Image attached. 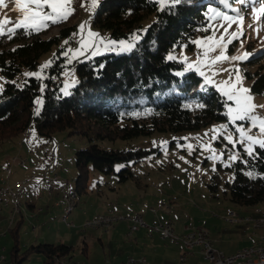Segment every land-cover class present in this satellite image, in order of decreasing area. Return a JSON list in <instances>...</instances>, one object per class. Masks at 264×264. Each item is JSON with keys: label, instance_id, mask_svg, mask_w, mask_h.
Masks as SVG:
<instances>
[{"label": "rangeland", "instance_id": "rangeland-1", "mask_svg": "<svg viewBox=\"0 0 264 264\" xmlns=\"http://www.w3.org/2000/svg\"><path fill=\"white\" fill-rule=\"evenodd\" d=\"M215 2L220 3V0ZM234 2L235 0H228V7L222 3L212 7L229 16L236 15L231 9L243 8L242 14L245 17L243 35L239 40L226 43L227 40L232 39L230 35L232 31L239 32L236 24H233L229 34L225 35V52L229 56H241L242 53L247 52L250 54L249 58L237 61L224 60L214 66L206 67L205 63L220 52L219 50L209 52L207 57L203 56V53L210 45L217 42V38L223 32V28L218 26L223 24L227 27V22L221 19L209 20L208 17L206 24L193 35L191 48L182 44L166 55L167 57L171 53L175 56L174 60L180 62L185 71H189L187 65L192 63L191 71L200 76L199 72L194 70L198 64L200 70L211 81L207 85L211 86L224 102L226 97L217 89L223 86V81L229 79L234 68H239L241 76L244 77L243 86L250 89L255 72L264 71V17L260 21L254 20V14L248 8ZM83 3L85 7H81V0H73L71 7L75 9V14L68 21V24L72 25L69 35L59 38L51 50L39 58L34 69L22 68L14 79L16 84L21 85L28 77L36 78V76H27V73H37L40 76L41 90L44 80L50 76L57 83L61 81L62 84L58 87L61 94L64 90L70 93L77 81L75 63L94 57L88 47H85L83 54L73 55L81 43L79 25L81 23L86 25L82 34L86 45L92 42L88 37L89 29L99 34L100 39L114 40L107 30H100L92 25L94 11L91 0H83ZM5 4L7 7H0V22L4 21L5 17L13 21L22 18L20 13L12 10L14 0H5ZM152 20V16H146L127 38L116 41L124 40L135 44L137 41L133 40V36L141 37L145 32L142 30H146ZM8 27L12 25H5V28ZM205 29L209 30L205 31ZM212 29L216 31L215 38L203 40V37L212 36ZM58 33L59 27L52 28L44 38L57 36ZM65 40L68 41L67 44ZM197 40L201 41L199 47L193 43ZM96 44L102 54L116 53L106 51L99 39L96 40ZM65 52L67 55L64 54ZM55 60H59L65 70L59 78L55 73H49V67ZM45 65L48 66L44 67ZM244 71L251 72L252 76H247ZM200 77L205 83V77ZM233 79H235L234 74ZM4 83V77L0 73V87L3 88ZM254 102L257 105H264V90L255 93ZM224 107L226 114V103ZM33 110L37 112L36 104ZM256 114L264 117V109L258 108ZM240 123L242 122H237ZM222 124L228 125V131L236 140L238 134L235 133L234 126L229 123L227 117L226 121L215 122L197 130L175 133L153 132L151 135L126 141L98 142L103 149L153 150L149 157L129 165L131 176L125 182H120L119 176L114 172L104 174L92 171L87 192L80 195L79 201L69 214L66 212L63 192L68 194L75 186L77 176L75 150L85 147L87 142L83 138L66 136L65 131H58L51 140H46L38 137L34 128L29 127L26 132L0 148V264H14L11 255L14 238L9 229L19 221L18 254L30 245L64 244L74 247L73 259L83 264H119L128 257L147 259L148 255L146 264H175L178 260L176 253L182 251V246L178 243H170L169 240H162L159 233L151 228L140 229L146 230L144 236L140 232H131L132 219L136 215H142L145 225L149 227L170 224L177 235H180L181 229L185 227L205 230L214 241L213 247L225 255L253 245L254 240L248 236L255 233L262 238L264 235L261 234H264V230L254 229L251 223L229 224L227 218L231 217V213L238 217L262 218L264 203L245 206L231 202L230 188L234 184V171L248 157L244 152L247 142L244 145L236 143L233 148L223 138L227 133L219 134L212 131ZM251 134L264 139L258 129H253ZM214 135L217 136L215 140L212 139ZM204 145H209L210 149L215 150L217 160L213 161L210 158L213 155L212 151L203 150ZM233 154L238 156L236 161L229 159ZM13 158L23 161L24 164L20 165L17 161H12ZM122 167L121 163L115 164V171ZM6 169L9 170L8 175ZM15 205L18 206L16 212H14ZM151 208L155 209V213L150 211ZM109 211L122 219L108 228L84 227L86 221ZM68 223H73L74 226L71 227ZM134 237L137 242L134 241ZM84 248H87V253H84ZM193 252L195 257L191 256L190 261L189 257L188 262L204 263L200 248L195 247ZM43 260L44 256L41 253L32 252L22 264H43Z\"/></svg>", "mask_w": 264, "mask_h": 264}, {"label": "trees", "instance_id": "trees-1", "mask_svg": "<svg viewBox=\"0 0 264 264\" xmlns=\"http://www.w3.org/2000/svg\"><path fill=\"white\" fill-rule=\"evenodd\" d=\"M209 5L220 3L192 0L173 14L167 9L160 11L152 0H101V6L93 12L92 25L107 30L114 40L127 38L146 16L153 20L132 52L105 53L76 62L77 81L68 96L58 89L61 81L57 83L50 76L44 80L43 91L37 78L28 77L21 85L14 79L22 68L34 69L59 38L69 35V19L38 34L27 35L20 29L11 39L0 36V73L5 80L0 93V148L29 127L46 140L58 131L85 139L86 146L75 150L77 176L71 191L80 198L89 188L92 171L114 172L120 182H125L131 176L129 165L149 157L153 150L103 149L98 142L126 141L153 132L191 131L226 121L223 98L195 72L185 71L180 62L166 57L182 44L191 48L193 35L207 22ZM55 27H59L58 35L44 38ZM63 71L59 60L49 67V73L58 78ZM178 72L184 75L178 76ZM244 73L252 76L249 71ZM251 89L254 93L264 90V71L255 72ZM38 97L43 101L39 115L33 110ZM200 104L206 107L200 108ZM255 150L261 158L247 157L234 171L230 188L234 204L264 203V179L258 178L264 174V150ZM117 163L123 167L115 171ZM249 171L253 178L247 175ZM19 224L20 221L9 229L14 238V264H22L32 252L44 256L43 264H51L55 258L73 260L74 247L64 244L30 245L18 254Z\"/></svg>", "mask_w": 264, "mask_h": 264}, {"label": "snow or ice", "instance_id": "snow-or-ice-1", "mask_svg": "<svg viewBox=\"0 0 264 264\" xmlns=\"http://www.w3.org/2000/svg\"><path fill=\"white\" fill-rule=\"evenodd\" d=\"M235 2L239 3L240 5L248 8L254 15L253 19L260 21L262 17H264V0H235ZM73 0H14V8L13 11H16L21 14L22 18L16 21L8 19L5 17L4 21L0 22V36H7L11 39L13 36L19 34L18 30L23 29L24 34L31 35L33 33H39L41 31L46 30L50 25H56L59 23L67 22L68 19L75 14V9L71 7ZM152 3H155L159 6L160 11H164L167 9L168 12L175 13V10L182 5H190L192 0H152ZM220 3L224 4L225 7H228V0H220ZM101 6V0H91V7L92 10L95 11ZM0 7H7L5 4V0H0ZM81 7H85L83 0H81ZM236 13L235 16H229L228 14L219 11L218 9L212 7L211 5L208 6L207 12L205 15L208 17L209 20L213 19H221L227 22V27H224L223 24L219 25V28H223V32L217 38V42L213 45H210L209 48L203 53V56L207 57L209 52H215L219 50L220 54L214 57L213 59L209 60L205 63L206 67L214 66L218 62H222L224 60L228 61H237L249 58L250 54L245 52L242 53L241 56H229L225 52L226 44H225V35L229 34V29L232 28L233 24H236L237 31H232L230 33L232 39L227 40L226 43L230 44L233 40H239L240 36L243 35V21L244 15L242 14L243 8L241 9H231ZM211 13L212 15H209ZM5 25H12V27L5 28ZM86 25L81 23L79 25V32L81 33V43L75 53L74 56L83 54V50L85 47H88L90 50V54L92 56L101 55V50L96 44V40L99 39L101 45H103L106 51H115L117 54H125L132 52L136 45L131 42H126L124 40L116 41V40H103L99 38V34L94 33L91 29L88 30V37L92 41L90 44L84 42L83 39V32ZM150 27V26H149ZM252 27V25H249ZM209 29H205L208 31ZM256 30V29H254ZM147 31V30H142ZM212 36L210 37H203L202 39L205 41L212 40L215 38L216 31L212 29ZM139 35H134L133 40L139 41ZM68 41L65 40V44ZM193 43L197 44L199 47L201 44L200 40L193 41ZM242 46V42H241ZM67 55V52L64 53ZM176 59L171 53L168 54L167 60L171 61ZM187 60V57H185ZM45 65L44 67H47ZM104 67L103 64L99 65V68L102 70ZM187 69L189 71L193 70V64L188 63ZM195 71L199 72V75L205 77V83L209 84L211 81L205 75L203 71L200 70L199 65L194 69ZM223 71H228V69H223ZM233 74L235 75V79H233ZM27 76H36L37 79L40 76L37 73H27ZM178 76H183V72H178ZM243 79L244 77L241 76L239 68H234L232 73L229 75V79L223 81V86L218 87V91L226 97V106H227V117L229 119V123L234 126L235 133L238 134V138L234 140L233 134L228 131V125L222 124L219 126L218 129L214 128L212 131L214 133H227L224 135V140L227 141L228 144L232 145L235 148L236 143H240L244 145L247 142L246 146L244 147V152L247 154L248 157H252L255 159H260V153L255 150L258 147L261 150H264V139L258 138L251 134L253 129H258L259 133L264 136V117H261L256 114V110L264 109V105H257L254 102L255 93L252 89L246 88L243 86ZM65 89H67V85H65ZM43 91V89H42ZM0 92H3V88L0 87ZM70 93L67 90L63 91V96H68ZM231 102V104H228ZM37 105V115H39L40 108L43 105V101L41 99H37L35 101ZM234 105V106H233ZM200 108L206 107L205 104H200ZM3 117H0L2 119ZM242 122L237 124V122ZM207 135V133H205ZM213 140L217 139V136L212 137ZM183 147V145H181ZM189 150L191 151V146H189ZM203 150H210L213 152V155L210 157L213 161L218 159L215 150L210 149L209 145H204ZM221 156L223 153L220 154ZM183 159V157L181 158ZM231 161H236L238 156L233 154L229 157ZM230 166V165H226ZM119 169H117L118 171ZM215 170V169H213ZM249 178H253V172L249 171L247 173ZM260 179H264V174H260L258 177Z\"/></svg>", "mask_w": 264, "mask_h": 264}, {"label": "built area", "instance_id": "built-area-1", "mask_svg": "<svg viewBox=\"0 0 264 264\" xmlns=\"http://www.w3.org/2000/svg\"><path fill=\"white\" fill-rule=\"evenodd\" d=\"M51 88H53V86H51ZM12 161H17L20 165L24 164L23 161H19V159L16 158H13ZM5 172L7 175L9 174L8 169H6ZM63 200L66 202L68 214L71 213L73 209H69L65 192H63ZM16 211H18V206L15 205L14 212ZM150 211L155 213V209L151 208ZM230 216L231 217L227 218V220H256V224L257 222L264 221V217L252 219L251 217H238L234 213H231ZM66 219L67 218H64V220ZM121 219L122 218L114 216V214L109 211L104 214H98L91 220L86 221L84 227L92 229L108 228ZM68 225L71 227L74 226L73 223H68ZM140 228H151L159 233L161 239L169 240L170 243H178L184 247L185 252H187V259H178V264H190L188 259L194 255L193 249L195 247L200 248V254L204 261V263L197 264H264V241L256 242L253 245L239 249L230 255H225L222 251L213 247V242L210 237L198 233L197 228L189 229L185 227L184 232L177 235L170 224L149 227L145 225L140 215H136L132 219L131 232H135ZM187 234H197V241H187ZM249 255H256V262H249ZM62 259H53L51 264H62ZM76 264H79V261L76 260ZM119 264H135V257H128L125 261ZM142 264H146V260H142Z\"/></svg>", "mask_w": 264, "mask_h": 264}, {"label": "bare ground", "instance_id": "bare-ground-1", "mask_svg": "<svg viewBox=\"0 0 264 264\" xmlns=\"http://www.w3.org/2000/svg\"><path fill=\"white\" fill-rule=\"evenodd\" d=\"M67 197V204L69 205V209H72L76 203L79 201V196L73 192H70L68 194H66ZM66 212L68 213V210L66 209ZM229 222L235 223L238 222V219H229ZM245 222L249 221V220H243ZM264 224V221L262 222H257L256 224V220H254V225L256 227H260ZM131 230V227H130ZM197 232L200 234H204L205 236L209 237L207 232L205 230H202L200 228H197ZM187 241H197V234H187ZM183 248V252L180 254V256L178 257V259H187V252H185V248ZM58 259V258H55ZM60 259V258H59ZM142 260H145V258H135V264H142ZM249 262H256V255H249ZM62 264H76V260H68V259H62ZM79 264H83L82 262L79 261ZM175 264H178V260Z\"/></svg>", "mask_w": 264, "mask_h": 264}, {"label": "crops", "instance_id": "crops-1", "mask_svg": "<svg viewBox=\"0 0 264 264\" xmlns=\"http://www.w3.org/2000/svg\"><path fill=\"white\" fill-rule=\"evenodd\" d=\"M62 83H60V85H61ZM6 203V202H5ZM73 209V208H72ZM258 212H260V210L258 211ZM68 214V213H67ZM141 216V218H142V220L144 219V217L142 216V215H140ZM257 217V216H256ZM238 222H244L245 224H250L251 223V225H252V227L254 228V229H263L264 230V224L262 225V226H260V227H256L255 225H254V220H249V221H247V222H245V221H243V220H239ZM238 222H235V223H238ZM227 223H229V224H235V223H232V222H229L228 220H227ZM140 229H142V228H140ZM140 229H138L137 231H135V232H137V233H141L143 236L145 235V232H146V230L145 231H141ZM184 228L183 229H181V233H183L184 232ZM114 234V233H113ZM113 234H112V236H113ZM261 235H264V234H261ZM132 237V236H131ZM250 239L252 238L254 241L252 242V243H256V242H260V241H264V237L262 236V238H259V236H257V235H255V233H253V234H251L250 236H248ZM143 238V237H142ZM163 240V239H162ZM134 241L135 242H137V239L134 237ZM142 241H145V239H142ZM213 243H214V241H212ZM146 249V248H145ZM239 250V249H238ZM83 251H84V253H87V248H84L83 249ZM144 251H147V250H144ZM237 251V250H236ZM235 251V252H236ZM183 252V248H182V251L180 250V251H177V253H176V258L177 257H179L180 256V254ZM180 253V254H179ZM179 255V256H178ZM149 256V255H148ZM148 256H146L147 257V259H148ZM193 257H195V253H194V255H193ZM145 258V257H144ZM175 258V259H176ZM146 259V258H145ZM146 259V262L148 261ZM191 260V257H190V259H189V261ZM151 263H152V261H151Z\"/></svg>", "mask_w": 264, "mask_h": 264}]
</instances>
